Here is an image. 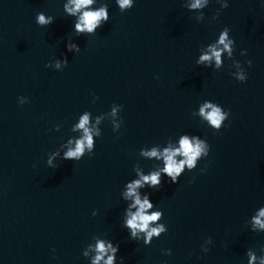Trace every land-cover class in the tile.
<instances>
[{"label": "water", "instance_id": "water-1", "mask_svg": "<svg viewBox=\"0 0 264 264\" xmlns=\"http://www.w3.org/2000/svg\"><path fill=\"white\" fill-rule=\"evenodd\" d=\"M104 2L109 22L75 37L64 0H0V264H89L82 251L93 236L118 243L125 264H247L246 251L264 247V234L245 224L264 205V0H229L216 21L211 0L199 24L183 0H136L124 13ZM38 12L54 22L39 27ZM224 27L247 72L243 84L229 74L231 61L219 72L195 63ZM69 38L78 54L67 52ZM62 54L61 71L45 67ZM22 96L29 102L20 106ZM205 100L231 112L219 132L191 115ZM113 103L123 106L120 133L105 121L92 158L46 166L80 114ZM182 133L206 138L211 151L178 184L162 181L151 193L167 233L145 247L121 227L120 192L135 164L146 173L153 166L138 156L142 147Z\"/></svg>", "mask_w": 264, "mask_h": 264}, {"label": "clouds", "instance_id": "clouds-1", "mask_svg": "<svg viewBox=\"0 0 264 264\" xmlns=\"http://www.w3.org/2000/svg\"><path fill=\"white\" fill-rule=\"evenodd\" d=\"M135 3L136 0H115L121 13L131 10ZM210 3L211 0H183L182 7L193 13V19L199 24L205 21L204 10ZM215 3L219 8L211 17L212 21L218 20L220 13L229 7V0H215ZM63 12L74 21L72 32L75 37L94 36L98 29L110 20L109 5L104 0H64ZM54 20L53 16L44 12H38L35 17L36 24L42 28L50 26ZM230 32V28L224 27L211 43L202 46L195 63L197 67L219 72L225 66L226 60L231 61L229 74L243 84L247 81V72L240 61L234 58L236 41L231 37ZM66 49L72 54H78L81 50L71 38L66 43ZM240 55L246 56L247 51L241 49ZM67 64V56L62 54V58H53L45 67L61 71ZM246 64L248 68L252 67L251 60L246 61ZM97 99L98 97H94L92 102L95 103ZM28 102L27 97L18 98L20 106ZM122 111L123 106L115 103L111 105L110 111L96 116L84 111L71 127L73 135L66 142L61 143L57 150L47 155L46 166L56 169L58 160L79 162L85 156L92 158L95 154L96 140L102 136V123L108 121L112 131L120 133L123 118L119 113ZM191 115L213 132H219L225 127V122L229 121L231 112L218 103L205 100ZM55 130L60 131V126L57 125ZM119 138V135L115 137L117 140ZM210 151L211 146L206 138L188 133L179 134L176 138L170 137L164 144H154L139 150L138 156L153 162V166L146 173L144 168L135 164L132 169L134 177L123 185L120 192V198L125 205L121 215V227L126 230L130 240L148 247L154 239H159L167 233V226L162 222L164 213L152 202L151 193L162 187V181L178 184L186 171H195L200 161L207 160ZM206 170L207 166L201 168L200 174H205ZM92 215L96 216L97 213L94 211ZM245 224L249 231L264 234V205L255 209ZM92 241L82 251V256L89 261V264H125L124 258L118 256L120 248L118 243L101 236H93ZM212 243L211 237L205 239L201 245V252L207 254ZM258 251L259 254L252 248L246 251L247 264H264V247ZM162 254L171 256L172 251L164 249Z\"/></svg>", "mask_w": 264, "mask_h": 264}]
</instances>
